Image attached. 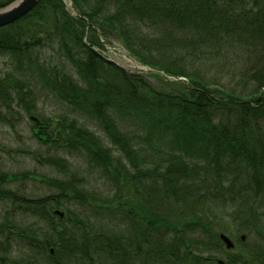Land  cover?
Here are the masks:
<instances>
[{
    "label": "trees",
    "instance_id": "1",
    "mask_svg": "<svg viewBox=\"0 0 264 264\" xmlns=\"http://www.w3.org/2000/svg\"><path fill=\"white\" fill-rule=\"evenodd\" d=\"M12 1L0 0V8ZM70 2L74 13L64 0H38L0 27V54L24 65L75 114L35 118L32 91L19 79L11 87V77L0 78L1 96L14 88L32 136L47 148L45 161L65 176L0 173V201L33 218L0 222V264L22 258L27 264H216L210 250L224 246L219 233L225 229L214 230L215 219L243 216L237 230L244 231L264 197V65L249 70L237 90L210 82L188 61L209 58L210 48L235 39L258 45L263 62L264 0ZM109 34L150 71L129 73L97 51L110 43ZM79 115L94 121L104 138ZM141 136L149 155L138 146ZM65 154L101 171L112 194L85 190ZM19 179L57 191L27 197L7 187ZM70 202L89 209L79 215ZM212 205L238 210L207 220L204 210ZM251 222L259 241L247 255L227 256V264H264V235ZM195 233L204 238H187ZM16 239L26 249L20 259L10 256Z\"/></svg>",
    "mask_w": 264,
    "mask_h": 264
},
{
    "label": "rangeland",
    "instance_id": "2",
    "mask_svg": "<svg viewBox=\"0 0 264 264\" xmlns=\"http://www.w3.org/2000/svg\"><path fill=\"white\" fill-rule=\"evenodd\" d=\"M65 2L67 3L66 5L69 11L74 13L70 1L65 0ZM146 31L150 30L146 29ZM109 35L110 43L104 42V49L101 50L97 48V51L129 73H147L150 71L148 66L130 55L112 34ZM144 51V54H146L147 50ZM209 51H211L209 58H206L205 55H199L195 58L189 57L188 62L192 67L190 69H198L210 82L217 83L226 88L237 89L238 85L248 80L246 75L249 70L250 73L255 68L264 65V61L261 62L259 54H257L260 52V47L258 45L249 46L248 43L245 45V43L240 40L233 39V41L227 40L226 42H221L217 47L210 48ZM164 53L170 55L168 50L164 51ZM165 54L162 57L168 56ZM23 66L22 64L20 66V63H17L15 58L7 54H0V78L4 79L6 77H11L9 80L11 87H13V84L10 83V81L19 79L18 81L23 86V89L29 88L34 94V101L36 104L35 112L37 115H32L33 117L37 118V116H40L52 118V120L56 121L62 115H75L65 104L57 100L42 86L34 73L31 71L29 72ZM148 79L152 84H156L155 80ZM13 89L11 88V91L9 90V97H2L0 94V173L15 174L32 172L52 179H65V176L57 167L51 166V164L45 161L47 148L37 142L32 136L29 116L22 104L17 101ZM79 118L84 125L104 138L102 131L94 121L81 117L80 115ZM54 125L55 123L53 126ZM136 140L138 146L141 147L146 155L152 153L149 143L143 136ZM106 143L113 150L108 140ZM141 155V152L138 153L139 158L142 157ZM64 156L70 162V170L77 172L84 178L85 190L94 192L99 197L110 196L112 194L113 187L107 183V179L102 175L101 171L90 169L85 161L76 155L65 154ZM7 187L19 191L27 197H37L57 191L54 187L31 179L12 180L7 184ZM137 199L138 198L135 197L131 199V204H137ZM257 201L256 207L251 211L252 214L254 212L255 215L250 217V225L245 227L244 231L242 230L243 232L237 230L239 228L238 224L241 225V223H243V216L237 217L235 222L232 221L230 217H217V219H215L217 224L214 230H218L220 227L224 228L225 231H223V233L231 240L233 248L225 249L223 246L218 250H210V253L224 259L229 255H235L237 253L247 255L246 252L249 249L248 247L259 241V235L253 228L254 224L251 221H254V223L258 225V228L264 235V197ZM69 205L77 214L82 211L81 209H89V206L76 204L75 202H70ZM237 210V207H220L212 205L209 208H205L204 211L205 217L208 220L213 215L218 216L220 214L233 213ZM6 219H12L15 223L19 224L33 222V218L15 213L12 210L11 203L7 200L0 201V222ZM240 235H244L243 245L239 244ZM187 238L199 240L201 238L203 239L204 236L202 237L200 234L195 233L193 235L187 234ZM16 243H20V245H16ZM192 249L201 255H205L203 252L204 250L201 248L191 247V250ZM25 250L22 243L16 239L13 241L12 253L10 256L15 259H20L24 257ZM17 264L27 263L22 258L18 260Z\"/></svg>",
    "mask_w": 264,
    "mask_h": 264
},
{
    "label": "water",
    "instance_id": "3",
    "mask_svg": "<svg viewBox=\"0 0 264 264\" xmlns=\"http://www.w3.org/2000/svg\"><path fill=\"white\" fill-rule=\"evenodd\" d=\"M37 1L38 0H13L8 5L0 8V27L8 25L24 16L36 5ZM179 80H184V78H179ZM56 213L60 217L63 216V212L61 210H56ZM240 238L243 239L244 235H240ZM219 239L224 244L226 249H231L233 247V243L225 234L220 233ZM217 263L224 264V261L222 259H218Z\"/></svg>",
    "mask_w": 264,
    "mask_h": 264
},
{
    "label": "flooded vegetation",
    "instance_id": "4",
    "mask_svg": "<svg viewBox=\"0 0 264 264\" xmlns=\"http://www.w3.org/2000/svg\"><path fill=\"white\" fill-rule=\"evenodd\" d=\"M56 215H58V214L56 213ZM240 240H241V241H243V240H244V238H243V239H241V238H240ZM12 244H13V243H12ZM18 244H19V243H16V245H18ZM50 252L52 253V252H53V250H52V249H50ZM217 260H218V259H217ZM217 260H216V264H218V263H217ZM223 261H224V264H227V262H228V261H227V260H225L224 258H223Z\"/></svg>",
    "mask_w": 264,
    "mask_h": 264
}]
</instances>
